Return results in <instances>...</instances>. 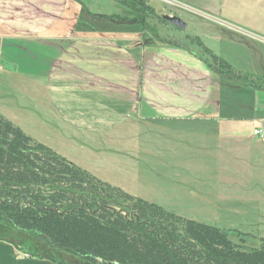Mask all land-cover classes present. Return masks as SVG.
<instances>
[{"label": "crops", "instance_id": "1", "mask_svg": "<svg viewBox=\"0 0 264 264\" xmlns=\"http://www.w3.org/2000/svg\"><path fill=\"white\" fill-rule=\"evenodd\" d=\"M90 1L0 0V115L8 120L13 110L30 118L38 112L41 124L74 143L76 133L98 137L123 129L143 107L152 112L146 118L151 121L190 120L210 110L204 120L215 121V130L187 134V145L205 153L217 151L220 186L223 179L240 184L241 177L246 183L254 177L264 184V111L253 106L246 118L217 115L215 89L224 88V79L234 78L220 74L183 44L145 42V35L136 30L114 31ZM103 1L112 16L126 8ZM130 23L126 19L116 25ZM248 85L252 93L264 91ZM15 92L27 101L11 103ZM262 194L235 192L250 202L264 198ZM16 246L24 244L0 238V264H77L59 253L46 258L50 254L30 255Z\"/></svg>", "mask_w": 264, "mask_h": 264}, {"label": "rangeland", "instance_id": "2", "mask_svg": "<svg viewBox=\"0 0 264 264\" xmlns=\"http://www.w3.org/2000/svg\"><path fill=\"white\" fill-rule=\"evenodd\" d=\"M111 1H125L129 10L132 7L141 12L135 16L134 10L121 8L116 17H137L145 21V27L117 26L119 19L112 18L108 5L103 4V0H91L94 11L111 21L105 24L114 31L128 34V30H136L145 35V42L183 44L186 51L204 59L207 65L218 71L201 50L198 39L203 47L225 61L235 75L245 78L224 79V88L215 89L214 102L220 105L216 109L218 117L246 118L253 106L264 111V91L252 93L248 85L252 81L264 87L263 0H143L141 4L130 0ZM162 16L178 17L187 28H175ZM98 20L101 19L97 17L96 22ZM11 95V103L27 101L17 92ZM203 113L190 120L151 121L146 118L152 112L143 107L141 112L133 114L123 129L97 134L98 137L76 133V139H72L74 143L41 124L38 112L37 116L30 118L28 113L19 114L13 110L8 120L26 135L101 181L158 204L182 218L215 226L227 232L233 243L246 249L258 247L264 238V198L250 202L245 197L235 196V192L251 191V197L257 194L263 197V180L253 177L250 183H246L241 177L239 184L223 179L224 187L219 185L217 151L205 153L194 145H187L190 142L187 134L215 130V121L204 120L210 110ZM191 142L200 143V140ZM189 164L194 165L189 167ZM228 166L231 167L232 163ZM223 195L225 198L221 197ZM0 238L22 242L24 246L16 247L24 253L35 255L42 251L47 255L44 246H36L38 240L32 232L16 231L0 223Z\"/></svg>", "mask_w": 264, "mask_h": 264}, {"label": "trees", "instance_id": "3", "mask_svg": "<svg viewBox=\"0 0 264 264\" xmlns=\"http://www.w3.org/2000/svg\"><path fill=\"white\" fill-rule=\"evenodd\" d=\"M117 3L139 15L125 1ZM127 20L132 27H145L144 18ZM197 43L220 74L245 79L200 40ZM0 223L34 233L37 244L45 245L50 254L46 258L59 253L77 264H264V238L258 247L246 249L215 226L132 196L37 142L1 115Z\"/></svg>", "mask_w": 264, "mask_h": 264}, {"label": "water", "instance_id": "4", "mask_svg": "<svg viewBox=\"0 0 264 264\" xmlns=\"http://www.w3.org/2000/svg\"><path fill=\"white\" fill-rule=\"evenodd\" d=\"M139 2H142L143 0H136ZM264 1V0H263ZM162 18L167 21L168 23H170L172 26H174L175 28H178L180 30H185L187 28V25L185 22H183L180 18L178 17H169V16H162Z\"/></svg>", "mask_w": 264, "mask_h": 264}, {"label": "flooded vegetation", "instance_id": "5", "mask_svg": "<svg viewBox=\"0 0 264 264\" xmlns=\"http://www.w3.org/2000/svg\"><path fill=\"white\" fill-rule=\"evenodd\" d=\"M249 84L251 85V87L256 88V89L261 87V86L255 85L252 81H250Z\"/></svg>", "mask_w": 264, "mask_h": 264}, {"label": "built area", "instance_id": "6", "mask_svg": "<svg viewBox=\"0 0 264 264\" xmlns=\"http://www.w3.org/2000/svg\"><path fill=\"white\" fill-rule=\"evenodd\" d=\"M163 1H165V2H168L167 0H163ZM254 134H259L260 133V131H258V130H254V132H253Z\"/></svg>", "mask_w": 264, "mask_h": 264}]
</instances>
